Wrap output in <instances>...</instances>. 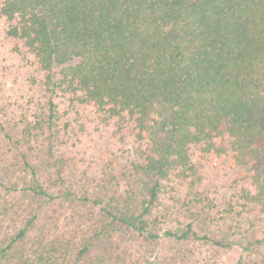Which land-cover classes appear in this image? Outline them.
Returning a JSON list of instances; mask_svg holds the SVG:
<instances>
[{"label": "trees", "instance_id": "obj_1", "mask_svg": "<svg viewBox=\"0 0 264 264\" xmlns=\"http://www.w3.org/2000/svg\"><path fill=\"white\" fill-rule=\"evenodd\" d=\"M0 16L43 74L37 137L133 125L145 199L110 204L115 223L149 231L163 183L195 189L207 170H233L241 207L264 214V0H0ZM45 243L41 264H60Z\"/></svg>", "mask_w": 264, "mask_h": 264}, {"label": "rangeland", "instance_id": "obj_2", "mask_svg": "<svg viewBox=\"0 0 264 264\" xmlns=\"http://www.w3.org/2000/svg\"><path fill=\"white\" fill-rule=\"evenodd\" d=\"M7 28L0 16V264L24 257L41 264L45 242L56 245L49 253L60 264H264V239L256 241L264 238V214L241 207L233 170H207L195 189L165 181L149 231L115 223L110 204L134 208L145 199L130 168L138 158L133 125L114 136L69 123L37 137L46 116L43 74ZM39 185L45 193L33 192ZM104 230L107 238H99Z\"/></svg>", "mask_w": 264, "mask_h": 264}]
</instances>
